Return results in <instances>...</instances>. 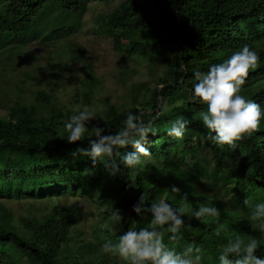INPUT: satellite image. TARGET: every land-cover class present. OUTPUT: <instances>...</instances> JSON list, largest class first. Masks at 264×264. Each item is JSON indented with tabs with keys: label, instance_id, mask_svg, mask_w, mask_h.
I'll return each mask as SVG.
<instances>
[{
	"label": "trees",
	"instance_id": "obj_1",
	"mask_svg": "<svg viewBox=\"0 0 264 264\" xmlns=\"http://www.w3.org/2000/svg\"><path fill=\"white\" fill-rule=\"evenodd\" d=\"M87 1L3 0L0 39L19 42L39 13L57 7L66 18ZM103 21L116 53L140 59L152 56L148 62L163 67L154 88L137 84L128 98L133 112H142L145 122L154 121L157 134H149L143 145L152 156L140 166L142 170L121 165V172L111 175L100 160L94 164L89 156L73 155L77 148L89 147L87 138L67 141L65 124L75 113L55 108L52 95L40 91L34 94L33 106L15 105L6 108V117L0 116V198H96L106 213L119 209L124 217L116 230L110 225L102 228L113 243L128 229L150 227L151 213L133 211L142 195L145 209L163 198L174 208L187 205L180 230L183 239L169 240L171 233L164 228L169 247L182 251L195 241L203 246L201 264H220L223 247L239 235L245 241L256 237L260 241L256 255L264 258V233L258 227L254 231L251 225L259 222L250 220L252 208L264 203V121L260 131L237 142L236 149L216 145L206 138L208 130L199 117L207 106L191 101L194 73L207 72L248 45L260 59L240 94L264 107V0H120ZM65 28L55 29L58 33ZM89 81L87 76L88 86ZM178 116L190 122L179 140L167 135ZM125 117L126 112L108 111L87 127L115 134ZM117 151L123 155L136 150L129 145ZM116 160L119 163L118 156ZM172 186L180 192H170ZM185 195L187 201L182 200ZM200 206H215L221 215L201 222L194 218ZM80 219L77 211L55 206L41 220L20 219L13 227L10 216L1 212L0 264H10L12 259L26 264H116L102 255L90 259L95 250L88 244L70 252L69 232ZM218 226L227 231L217 236Z\"/></svg>",
	"mask_w": 264,
	"mask_h": 264
},
{
	"label": "rangeland",
	"instance_id": "obj_2",
	"mask_svg": "<svg viewBox=\"0 0 264 264\" xmlns=\"http://www.w3.org/2000/svg\"><path fill=\"white\" fill-rule=\"evenodd\" d=\"M119 1L89 0L81 10L66 18L57 7H50L36 16L21 41L1 38L0 116L6 117V108L15 105L33 106L34 94L40 91L51 94L54 107L63 112L73 114L78 105L89 106L96 112L94 121L108 111H133L128 99L133 87L147 83L154 88L163 67L148 62L152 56L140 59L112 49L103 18ZM62 26L66 28L57 33L56 29ZM87 76L90 77L89 86ZM55 206L70 208L81 215L80 222L69 232L67 247L70 252L88 244L95 250L90 259L102 255L116 264H128L118 254L101 250L105 242L111 241L102 228L110 225L116 230L124 220L114 225L112 209L106 213L104 205L96 198L86 195L0 198V213L10 216L13 227L20 219L41 220ZM260 235L257 232V236ZM10 264L26 263L23 259H12Z\"/></svg>",
	"mask_w": 264,
	"mask_h": 264
},
{
	"label": "clouds",
	"instance_id": "obj_3",
	"mask_svg": "<svg viewBox=\"0 0 264 264\" xmlns=\"http://www.w3.org/2000/svg\"><path fill=\"white\" fill-rule=\"evenodd\" d=\"M259 54L245 45L241 50L234 52L222 63L213 64L207 72L194 73L196 83L193 84L191 101L207 106L206 111H201L199 117L208 130L207 139L213 144L236 149L237 142L250 138L260 131L261 122L264 121V107L254 100L241 95L242 86L252 70L258 68ZM74 113L65 124L68 133L67 141L76 143L88 139V148H77L73 155L80 154L92 158L93 163L100 160L109 170L111 175L121 172V165L128 169H140L147 163L146 158L152 154L143 145L147 142L149 134L156 135L157 129L154 121L143 119V113L127 111L124 126L115 134L104 135V128L87 127L88 123L97 117L94 109L89 106L78 105ZM195 118V117H194ZM190 122L183 116H178L167 129V135L176 139H183L187 125ZM95 137V139H93ZM131 145L136 151L121 155L117 149ZM119 157V163L116 157ZM108 157L105 163L101 158ZM170 192L178 194L180 189L172 186ZM146 200L141 196L140 201L133 207L138 215L147 211L151 213L150 227L138 231L128 229L119 236L118 242H105L101 250L104 253L118 254L128 264H201L203 246L195 241L177 251L165 243L164 228L171 233V241H180L183 236L180 232L185 225L182 219L187 214V205L174 208L165 199H156L150 207L143 208ZM182 200L187 201V195ZM249 205L247 198L243 201ZM111 217L115 224L123 223L124 217L119 209H112ZM220 210L215 206H200L194 213V218L201 222L204 217H219ZM255 231L259 228L264 233V203H257L250 213ZM219 223V221H217ZM227 231L223 226L216 228V235ZM260 241L256 237L249 240L237 235L230 238L219 255L220 264H264V258L256 255Z\"/></svg>",
	"mask_w": 264,
	"mask_h": 264
}]
</instances>
